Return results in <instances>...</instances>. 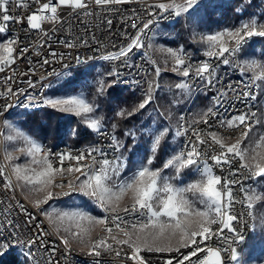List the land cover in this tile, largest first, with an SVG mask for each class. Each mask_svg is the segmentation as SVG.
<instances>
[{"label":"snow or ice","instance_id":"snow-or-ice-1","mask_svg":"<svg viewBox=\"0 0 264 264\" xmlns=\"http://www.w3.org/2000/svg\"><path fill=\"white\" fill-rule=\"evenodd\" d=\"M261 2L264 3V0ZM133 3L139 4L141 10L152 19L138 23L141 17L133 9L134 15L125 18V23L135 30L134 33H122L126 44L100 58L108 62L119 61L122 66L133 69L136 66L131 62L132 56L140 52L141 58L153 66V72L148 74L151 78L144 81L146 88L139 103L131 110L121 109L116 115L127 118L154 103L160 88L161 72L169 70V60L170 70L182 78L174 84L176 92L173 104L181 103V100L175 99L176 96L191 99L193 85L197 81L203 85L205 95L214 89L216 95L210 97L209 104L190 119L186 120L180 115L174 133L169 126L145 128L143 131L150 138L148 155L133 161L130 170L128 157L123 151L125 144L114 134V124L113 134L109 136L110 155L98 145H89L77 152L65 150L52 153L5 121L4 127L10 132H0V136H4L8 142H22L23 146L15 150L30 157L31 161L30 166L25 167L12 164L18 157L5 148L7 164L0 165L3 189L19 187L25 192L26 199L30 197L28 202L37 211L29 212L19 202L9 204L6 210L0 209V257L19 246L28 249L23 253L26 264H41L39 259H33L34 255H43L40 249L52 256L58 251L57 246L45 240V237L53 236L59 239L66 253H70L71 245L76 244L81 250L86 249L89 256L114 253L116 257L123 255L133 264H147L142 255L144 252L178 254L179 258L169 256L163 264H264V211H255L257 202L264 201V192L259 191L257 185L245 186L243 183V179L264 178V111H252L249 106L248 111L233 114L230 108H224L229 93L236 95L238 100L254 101L256 95L253 88L264 87V60L240 57L253 38H264V12L257 11L245 16V5L257 7L252 0H241L239 7L234 9L240 19L232 26L199 33L193 29V39L198 36L203 45L204 60L193 63L183 46L175 49L156 48L164 57V69L152 59L149 51L154 48L152 37L148 35L152 31L151 26L160 19L190 14L200 0H152L151 3L149 0H31L30 4L27 0H0V73L9 69L19 58L14 55L20 43L19 36L7 35L8 22H26L27 26L23 29L26 35L35 32L41 39L48 37L50 40L49 33L57 31L55 25L63 24V9H68L69 15H80L82 12L83 16L88 17L95 14L93 6L118 11L113 6ZM33 5L34 10L26 17L10 13V6L28 10ZM201 7L214 8L216 5L209 3ZM195 16L189 15V18L194 19ZM45 24L53 27L45 29ZM107 24L110 26L112 20L109 19ZM92 39L95 40V37ZM60 43L66 48L77 46L70 41ZM88 44V40L82 42V46ZM37 46L42 48L44 44L37 42ZM27 50L20 48L19 52L22 55ZM36 54L39 55V52ZM50 55L64 59L63 54L58 56L55 51ZM75 60L77 63L86 62L79 56ZM49 63L48 59L43 60V64ZM221 63L238 68L241 77L247 73L251 75L238 81L237 87L228 84L224 89H217L220 83L217 72ZM15 75L13 70L12 76L5 77V82ZM53 75L61 74L54 72ZM109 75L116 79L108 83L98 81L97 96L104 95L106 89L118 82L120 73L113 71ZM27 83L31 88L36 87L31 80ZM50 86L42 84L39 95H27L28 102L23 107H49L58 112L71 113L80 118L86 129L107 135L104 117L96 114L98 104L88 100L83 92L46 96L44 90ZM21 94H24L23 89L14 91L9 85L5 91H0V98L8 101ZM10 107L12 105L7 102L2 106L3 111ZM201 125L205 127L201 128ZM226 133H235V138ZM125 136L132 137L135 142V131L130 130ZM180 137H184V140L173 146L170 152L166 150V158L154 167L162 142L166 138L174 141ZM53 156L56 157L55 166L51 159ZM9 166L11 174L7 175L5 169ZM217 170L221 174H217ZM225 171L227 175H222ZM64 188L68 191L59 194L53 191ZM236 191L241 195L234 194ZM74 192L88 197L104 215H92L79 206L61 211L51 205L49 208L42 207L48 205L49 201L59 199L60 195L71 196ZM236 205H240L239 210ZM17 208L26 217L22 222H17L12 215ZM38 215L43 216L44 221L38 220ZM125 217H132V221H127ZM45 221L48 229L43 227ZM244 226L254 238L259 237L254 249L244 247L247 240ZM97 229L102 235L93 238ZM33 246L38 250L36 253L32 251ZM124 246L128 251L123 250ZM43 264H53V261L48 259ZM93 264H98V261L94 260Z\"/></svg>","mask_w":264,"mask_h":264},{"label":"built area","instance_id":"built-area-1","mask_svg":"<svg viewBox=\"0 0 264 264\" xmlns=\"http://www.w3.org/2000/svg\"><path fill=\"white\" fill-rule=\"evenodd\" d=\"M30 4L31 0H27ZM151 3L152 1L149 0ZM34 5L29 7L28 10L24 9H17L14 6H10V13L14 16H23L26 17L31 11L34 10ZM114 8H118V11H108L107 9H101L98 7L93 6L94 15L85 17L82 15H77L75 13L69 15L68 9H63L61 15L64 17L63 24L55 25L57 31L50 32L49 35L51 39L49 40L48 37H44L41 39L39 36L33 32L31 35H26L24 32V28L27 26L25 23H15V22H8V32L7 35L9 37L12 36H19L20 43L17 46V53L14 55L19 56L16 59V62L11 65L9 69H6L5 72L0 73V91H5L7 86H11L14 91L18 89H23L24 94H21L17 97H13L11 100L5 101L3 98H0V112L2 114L6 113L7 111L11 110V107L7 109V111H3L2 106L7 103L13 102H23L27 103V95H39L41 91V85L46 84L53 80L56 75L53 73H60L62 74L64 71L68 70V65L76 64L75 57L79 56L83 61V63H88L89 57H101L102 55L106 54L110 51H115L121 45L126 44V39L122 33L129 32L134 33L135 30L129 27L128 23H125V18L133 16L134 13L132 12L133 9H136V12L140 15L141 19L137 21L138 23H143L148 19H152V17L148 16L145 12L141 10V6L139 4H125L121 6H113ZM173 18V17H171ZM169 18V19H171ZM112 20V24L109 26L107 24L108 20ZM164 19H160L162 21ZM158 22V23H159ZM2 23V21H0ZM130 23V21H129ZM53 25L45 24L44 28L49 29L52 28ZM153 27V25L151 26ZM151 36V31L148 33ZM95 37V40L92 39ZM84 40H88V46H82V42ZM60 41H70L75 43L77 46L74 48H66ZM37 42L44 44V47L40 48L37 46ZM113 45L116 47L114 48ZM20 48H27V52L23 53L22 55L19 52ZM39 52V55L36 52ZM55 51L58 56L59 54H63L64 59L60 60L58 57H53L50 55L51 52ZM135 51V50H134ZM150 51V50H149ZM188 52V51H187ZM152 59H155V53L150 52ZM191 55V60L193 63L197 61L204 60L205 57L202 54H193L188 52ZM131 55V54H130ZM48 59L50 61L49 64H43V60ZM31 61V63H29ZM103 61V59H101ZM136 67L133 69H129L121 65L119 61H114L115 67L118 73H120L119 79H127L128 82L132 84V92L137 93L138 95L142 96V91L146 88V84L144 81L146 79H150L151 76L148 75L149 73L153 72V66L151 63L146 62L145 59L141 58L140 52H136L135 55L132 56L131 61ZM67 65V67H65ZM13 70H15L16 75L13 77L12 80L5 82V77L12 76ZM27 73V75H24ZM236 73H240L238 68L231 67L229 65L219 64L217 76L220 83H227L232 84L234 87H237V80H236ZM251 75L250 73L245 74L244 79L247 76ZM43 78V79H42ZM31 80L34 84H36L35 88H31L28 86V81ZM139 81V83H136ZM217 89H219V84H217ZM193 88H203L201 82L197 81ZM253 93L256 95L257 89L253 88ZM239 93V88H237V95ZM216 95V90L211 91V97ZM234 106V107H233ZM249 106H251L252 111H257L261 109L262 105H255V100H238L236 95L229 93V96L224 101V108H230L231 112L235 114L237 111H248ZM223 111V108L221 109ZM0 114V132H3L4 127L1 126V115ZM181 115V111L179 113ZM227 115V113H225ZM193 114H191V117ZM191 117H185V119H190ZM211 123V121H210ZM205 126L201 125V128ZM104 131L107 135H99L95 133L94 141L90 144H85L83 146H69L65 148H52V145H46V149H50L52 153L62 152L65 150H73L77 152L78 150L84 149L89 145H98L102 147L105 151H107L111 155V149L108 147L110 144L109 136L112 133L104 128ZM231 135H236L235 133H228ZM1 140H3V136H0V144ZM180 142L184 140V137L179 138ZM53 163H56V157H51ZM87 163V161H85ZM7 162L5 159L0 157V165H5ZM6 174L10 175L9 168L6 167L5 169ZM217 174H221L219 170H217ZM222 175H227L225 171ZM231 178V177H229ZM3 178L0 177V209L6 210L9 204L15 205L17 202L23 204L29 212L35 213L37 210L34 209L31 205H26L22 201V196L17 187L14 190H4L2 184ZM243 183L245 186L252 184V179H243ZM13 184H16L15 178L13 177ZM253 185V184H252ZM68 191V189L66 190ZM73 194H79V192H74ZM72 194V195H73ZM234 194L237 196L241 195L238 191ZM66 196H60V199H63ZM56 200V199H55ZM237 209H240V205H236ZM121 215H124L122 212ZM13 217L17 219V222H22L26 219V217L20 213L19 209H15L12 213ZM38 220H41L40 215L37 216ZM125 219L129 222L132 221V217H125ZM44 221V220H41ZM43 227L48 229L46 222H44ZM245 233L247 232V227L244 226ZM46 241H51L54 246L58 247V251L55 253L54 256L50 255L47 252H44L43 249L39 251L43 253L41 256L35 255V258L39 259L41 264L43 261L52 259L53 264H80V257H88L92 258L95 261H98V264H133L132 261L127 260L123 257H116L114 253H102L100 257H93V256H82L81 253H76L71 249L70 253H66L63 246L60 245L59 239L53 236L45 237ZM114 247H118L115 246ZM34 252L36 253L38 250L33 246ZM125 252L128 251L126 246L123 249ZM148 264H163V261L169 256H176L178 254L171 253V254H159V253H148Z\"/></svg>","mask_w":264,"mask_h":264},{"label":"rangeland","instance_id":"rangeland-1","mask_svg":"<svg viewBox=\"0 0 264 264\" xmlns=\"http://www.w3.org/2000/svg\"><path fill=\"white\" fill-rule=\"evenodd\" d=\"M209 3L215 4L216 7L214 8L213 7H206V8L201 7V5H205ZM240 3H241V0H240ZM240 3H239V0H200V3L197 6H195L193 10L190 11V14L181 16V17H175L173 20L169 22L158 24L154 30L152 42L154 44L153 51L156 55V60H157V63L160 65V67L162 69L165 68L164 57L159 51L155 50L156 48L171 47L175 49V48H179L180 46H183L186 51H190V50H187L189 45L190 46L195 45L198 48L199 52L202 54L203 45L199 42L198 36L195 39H193V29H195V31L199 33V32L214 31L219 28L232 26L235 23L226 24L227 23L226 20L227 19L230 20L229 19L230 14L228 15L229 8L234 7L235 9L236 7H239ZM260 4L264 7V3H262L261 0H260ZM253 11L254 12H257V11L264 12V9L263 10L262 9L253 10ZM193 14H196L195 18L190 19L189 15H193ZM232 21L234 20L232 19ZM254 39H257V38H253L252 41L248 45H246L244 50L240 53L241 59L249 58V57H255V58L260 59L258 57V54L257 53L253 54L251 52V49L249 48L252 42L254 41ZM100 60H97L83 67L72 68V69L64 71L60 76H57L53 80L50 81L49 84L51 86L49 87L48 93L46 96H50V97L66 96L63 94L55 93L56 88H58L64 81L70 78H73L74 70L80 69L81 72L83 73L82 76L84 80H86V82L85 84H83L82 90L80 89L69 95H75V94H79L83 92L88 100L94 101L96 104H98L99 107H98V111L96 114L104 117V128H105L106 127L105 123H108L110 119L112 120V117L114 115L117 116L116 113L118 111H120L121 109L131 110L136 104L139 103V101L142 99V96L137 95L139 98L137 101L130 100L127 102H125L124 99H120V98L116 100L113 99L111 101H106L104 97L105 95L97 96L96 88H97L98 81L103 80L105 83L110 82L108 77L110 76L109 73L111 72V69L108 66L107 62L100 61ZM261 60H264V57ZM170 68H171V61L169 60L168 62L169 70H163L161 72V75L159 78L160 88H159V91L156 93V99L154 103L149 105L146 109H144V111H146L147 115H150L156 120V122L154 123L152 127L156 129H160L161 127H164L169 123V124H172L171 129H172V133H174L177 127L176 121L179 118V115H180L179 113L180 111L185 109V107L190 103L194 93H192L191 99H186L183 97L176 96L175 99L181 100V103L179 104L172 103L174 99V93L176 92L174 88V84L176 81L182 78L177 76L175 73H173L170 70ZM170 88L172 89L171 91L169 90ZM53 89L55 90L53 91ZM259 90H260L259 97L260 98L263 97V101L261 104L262 106H261L260 111H264V87L260 88ZM210 97L211 95L209 91L207 92L206 95L204 94L203 91H200L198 93V95L192 100L193 102H192L191 110L193 111V115L196 112H198L200 109L206 107L209 104ZM106 104L113 107V112L111 111L110 116L107 110L109 108L107 109L105 108ZM49 109H51V111L54 113L56 112L60 115H63L62 121L65 125H69L70 123V119L68 120V118H65L69 116H73V118H76L80 122V118L71 113L58 112L52 108H49ZM30 112H31L30 110H22V109L13 111L12 113H10L4 118L3 127L5 124V121H7L11 123L12 125H14L16 128L22 130L24 133L28 134L33 139L41 143L43 140L37 139V129H38L39 123H37L36 120H34L33 122H30L27 116V114ZM169 112L171 113L170 118H169ZM117 118L123 119L119 116H117ZM131 131H134V130L131 129ZM253 131H255V129ZM9 132L10 130L4 127L3 133L9 134ZM11 134L15 135V133H11ZM64 140H65V136H62L56 142L62 143ZM179 143H180L179 138L174 141L168 140L167 149L168 150L170 149L171 151V148L173 146L178 145ZM22 146H23L22 142L20 141L8 142V141H5L4 136H3V153L5 152V148H7L8 151L13 153L14 157H18L17 159H14L11 163L15 165H19L21 167L30 166L31 158L25 155L24 153L15 150ZM1 153H2V149H1V144H0V154ZM127 157L129 161V170H130L133 167V161L139 158H142L144 156L139 155V154L134 155L132 157L133 160L131 162L129 160L130 158L129 154H127ZM156 166H159V164L157 163L154 164V167ZM8 168H9V172H11V167L9 166ZM57 181H59V177H57ZM255 185L258 186L259 191L264 192V179L263 178H258L257 183ZM66 190L67 188L53 189V191L57 194L65 192ZM19 191L21 195L26 199L25 192H22L20 188H19ZM28 199H30V197L27 198V200ZM49 205H51L52 208H55L58 211L66 210L68 208L75 207V206H79L83 210L90 211L92 215H98V216L103 215V212H101L99 208H97L94 204H92L91 200L88 197H85L81 195L80 193L71 195V196H66L60 200L54 199L52 201H49L48 205H43L42 207L49 208ZM255 211L257 212L264 211V201L257 202L255 206ZM99 235H101V232L99 231V229H97L93 233V238ZM258 238H259L258 236L254 238L252 234H250L244 247L254 249V246ZM71 247L81 250V248L76 244H72ZM82 251L87 252L86 249Z\"/></svg>","mask_w":264,"mask_h":264},{"label":"trees","instance_id":"trees-1","mask_svg":"<svg viewBox=\"0 0 264 264\" xmlns=\"http://www.w3.org/2000/svg\"><path fill=\"white\" fill-rule=\"evenodd\" d=\"M240 3V0H239ZM252 3L256 5L257 7H248L245 5L246 11L245 16L247 14L254 12L253 10H259L264 9V7L260 4V0H253ZM239 5V4H237ZM236 5V6H237ZM261 6V8H260ZM230 14V15H229ZM228 15L230 16V20H226V24L230 23H237L240 19L239 15L234 11V7L229 8ZM234 17H232V16ZM228 18V17H226ZM232 19L234 21H232ZM232 21V22H231ZM251 49V52L253 54L257 53L258 57L260 59H263L264 57V38H257L254 39L252 44L249 47ZM187 50H190L188 52H191L193 54H201L198 50V48L193 45L187 48ZM82 72L80 69L74 70L73 78H70L66 81H64L58 88L53 89L55 90V93L57 94H63V95H69L71 93H74L78 90L83 89V84H85L86 80H84L82 76ZM109 81H112L113 77L109 76ZM104 97L106 101H111L113 99H124L125 102L133 100L137 101L138 94L135 92H132L131 90H128L126 88H118L112 85V87L106 89L104 93ZM138 95V96H137ZM103 96V95H102ZM112 98V99H111ZM110 99V100H109ZM105 108H109L108 113L109 116L111 114V111L113 112V107L106 104ZM110 110V112H109ZM12 113V112H11ZM10 114V113H9ZM30 122H33L34 120L39 123L38 129H37V139L49 142L51 145L56 146L62 143H68V144H90L94 141L95 133L84 128V126L76 119L73 118V116L65 117L70 119L69 125H65L62 121V116L58 113H54L49 109L48 107H44L39 110L31 111L27 114ZM156 120L151 117L150 115H147L146 111L141 110L139 112H136L134 115L118 119L117 116H113L112 120L108 123H105V128L108 129L113 134V128L112 125H116V128L114 130V134L124 142L125 148L123 149L124 154L127 156L129 154V160L130 162L133 160L134 155H148V151L150 148V138L144 133V129H152L154 123ZM166 126L172 127V124H167ZM133 129L136 133L135 142L133 141L132 137L125 136V133ZM172 130V129H171ZM62 136H65V140L62 143H57L58 139ZM167 141L166 138L165 141L162 142V146L160 151L157 154V164H160L161 161L166 158V150L167 152L170 151V149H167ZM264 179V178H263ZM0 264H26V258L25 256L21 255L20 253H17L15 251H10L4 256L0 257ZM30 264V262H29Z\"/></svg>","mask_w":264,"mask_h":264},{"label":"bare ground","instance_id":"bare-ground-1","mask_svg":"<svg viewBox=\"0 0 264 264\" xmlns=\"http://www.w3.org/2000/svg\"><path fill=\"white\" fill-rule=\"evenodd\" d=\"M152 1V0H151ZM175 17L171 18V19H164L162 21H160L159 23H156L153 25L152 27V31H151V37H153V33H154V30L156 28V26L160 23H165V22H169L171 20H173ZM150 52H154L153 49L150 50ZM101 58L100 57H94V58H91L88 60V63H77L76 64H70L68 65V70L69 69H72V68H78V67H83V66H86L88 64H91L97 60H100ZM155 60H156V55H155ZM101 61V60H100ZM105 61V60H103ZM108 66L110 67L111 69V72L113 71H116V67H115V63L114 62H108L106 61ZM157 62V60H156ZM113 77V76H112ZM116 79V77H113L112 80ZM241 79H244V77H241V74L240 73H236V80L237 81H240ZM50 82L46 83V84H49ZM113 86L115 87H118V88H126V89H129L132 91V84L131 82H128L127 79H120L118 80V82L116 84H114ZM227 86V83H219V89H224L225 87ZM48 89H45L44 90V94L47 95L48 93ZM202 91V88H194V91H193V97H192V100L198 95V93ZM210 95H211V91H209ZM259 93H260V90L257 89L256 91V100H255V105H261L262 104V101H263V97L260 98L259 97ZM190 101V103L185 107V109H183L181 111V115H183L184 117H191V114H193V111L191 110V106H192V102L193 101ZM12 107H11V110L7 111L6 113L2 114L1 115V126H3V121H4V118L9 115V113L13 112V111H16L18 109H22V110H30V111H34V110H39V109H42V108H25L23 107V102H13L11 103ZM180 116V115H179ZM226 135H228V133H226ZM233 138H235V135H233ZM41 144H46V145H51L49 142H46V141H42ZM85 145V144H84ZM69 146H83V144H68V143H62V144H59V145H56V146H53L52 145V148H65V147H69ZM1 149H2V153L0 154V157H2V159H4V153H3V140H1ZM67 164V162H66ZM56 165V163H54V166ZM11 174V172H10ZM257 183V180H252V184L255 185ZM17 190H19V188L17 187ZM75 195V194H73ZM22 196V195H21ZM22 201L24 203H26V205H31L27 199H25L23 196H22ZM104 215V213H103ZM41 217V220H44V217L43 216H40ZM46 222V221H45ZM46 225L48 226L47 222H46ZM49 227V226H48ZM250 232L248 231V228H247V232H246V235H247V240L250 236ZM102 235V233H101ZM58 239V238H57ZM246 240V242H247ZM245 242V244H246ZM244 244V245H245ZM71 249H73V251H76V253H81L82 256H89L87 255V252L85 251H82L80 249H77V248H74V247H71ZM11 251H15V252H18L20 253L21 255H23L24 252L28 251V249L26 248H21L19 246L13 248ZM32 251L33 253L34 252V248H32ZM184 251V250H182ZM159 254H168V253H159ZM142 255L146 258L147 260V264H148V254H146V252L142 253ZM24 256V255H23ZM33 259H37L35 258V255L33 256ZM93 259L92 258H88V257H80V264H93Z\"/></svg>","mask_w":264,"mask_h":264}]
</instances>
